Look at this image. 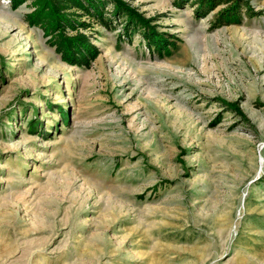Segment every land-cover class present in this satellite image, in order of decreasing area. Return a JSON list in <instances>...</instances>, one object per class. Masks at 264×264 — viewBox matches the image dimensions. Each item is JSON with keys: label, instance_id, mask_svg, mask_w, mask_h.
<instances>
[{"label": "rangeland", "instance_id": "obj_1", "mask_svg": "<svg viewBox=\"0 0 264 264\" xmlns=\"http://www.w3.org/2000/svg\"><path fill=\"white\" fill-rule=\"evenodd\" d=\"M5 1L0 264H264V0H122L168 49L97 26L88 69Z\"/></svg>", "mask_w": 264, "mask_h": 264}, {"label": "trees", "instance_id": "obj_2", "mask_svg": "<svg viewBox=\"0 0 264 264\" xmlns=\"http://www.w3.org/2000/svg\"><path fill=\"white\" fill-rule=\"evenodd\" d=\"M180 1L179 5L188 2ZM27 2L30 11L24 21L42 32L46 45L68 66L88 69L99 56L92 39L97 26L117 30L120 41L131 42L134 35L140 34L148 49L159 54L168 49V40L154 30L150 20L122 0H10V8L16 10ZM196 5L193 12L197 19L224 6L215 16V26L238 23L243 10L251 16L243 0H198Z\"/></svg>", "mask_w": 264, "mask_h": 264}, {"label": "built area", "instance_id": "obj_3", "mask_svg": "<svg viewBox=\"0 0 264 264\" xmlns=\"http://www.w3.org/2000/svg\"><path fill=\"white\" fill-rule=\"evenodd\" d=\"M5 2H6V4H9L10 3V0H6Z\"/></svg>", "mask_w": 264, "mask_h": 264}]
</instances>
